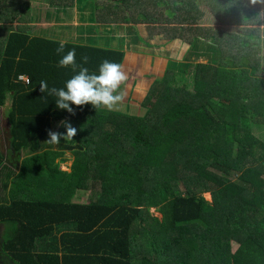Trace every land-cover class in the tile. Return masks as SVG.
I'll list each match as a JSON object with an SVG mask.
<instances>
[{
  "label": "trees",
  "instance_id": "obj_1",
  "mask_svg": "<svg viewBox=\"0 0 264 264\" xmlns=\"http://www.w3.org/2000/svg\"><path fill=\"white\" fill-rule=\"evenodd\" d=\"M98 1L106 14L97 21L149 23L151 35L190 48L203 39L213 56L167 65L143 118L91 104L71 105L73 115L40 92L41 80L60 88L76 74L58 65L60 43L97 75L104 59L122 64L124 50L39 36L31 19L52 12L0 0V107L9 102L10 146L24 155L15 169L0 150V264H264V144L250 131L264 125V0ZM173 21L184 26L169 34ZM65 119L77 128L73 140L45 142L49 129L66 132ZM65 153L69 174L59 168ZM84 192L88 202H75Z\"/></svg>",
  "mask_w": 264,
  "mask_h": 264
},
{
  "label": "rangeland",
  "instance_id": "obj_2",
  "mask_svg": "<svg viewBox=\"0 0 264 264\" xmlns=\"http://www.w3.org/2000/svg\"><path fill=\"white\" fill-rule=\"evenodd\" d=\"M72 1L71 6L63 8L50 3L49 0H31V3L34 4L33 6H39V12H42L44 9L55 12V7H57L58 11L56 12L60 17L59 20L56 19L57 23L54 25L50 22L52 15L49 21H41L43 22L42 24H35L31 19V26L37 29H39V25L49 29H55V31H57V36L52 34H47V36L59 40L64 38L76 42L85 41L95 45L103 44L105 47L112 46L124 50L125 54L121 65L128 75V80L120 86V91L124 93V99L117 103L111 110L104 106H101V109L122 113L127 116L143 118L148 109L147 106L143 105V102L152 84L163 78L167 65L173 66L175 64V68H183L191 62L206 63L213 56L211 50L210 52L208 51V41L203 39H198L192 48H190V46L180 38L167 40V37L162 38L159 34L156 35V33L151 35L154 31L149 30V23L122 22L116 24L97 21L95 19L96 15L99 16L101 13L106 14V11L102 9L105 4L101 1L95 2L96 5L94 0ZM82 1H86L87 3L84 4ZM163 1L164 0H160V3L162 4ZM147 4L150 5L149 2H147ZM161 4L159 5L161 6ZM119 5H122L123 9H117L118 12L129 13L127 2L119 1L118 7ZM167 11L168 10H164L163 12L166 14ZM141 13L142 12H140V14ZM48 17L47 15L46 18ZM205 19L208 22L213 20L208 13H206ZM213 22L217 21L213 20ZM166 24H169L167 30L169 34H171L172 31L170 29L171 26H176L181 28V30L184 26L183 23L174 21ZM36 25H38V27H36ZM61 26H63V28H61ZM184 29L186 31L185 27ZM65 31L69 33L66 34ZM192 31L193 30H191V32ZM259 43L261 45L260 47H262L260 66H263L264 33L261 35ZM155 95H158V92ZM8 106L9 102H6L4 107H0V150L3 155L6 153L10 154V160L12 161H6L5 163L11 166L17 163L20 158L22 159L24 155L22 151L15 154L10 146L9 126L5 115V109ZM57 126L58 124H56V127ZM52 130L54 131V129ZM250 131L252 135L264 144V125L251 124ZM72 159L69 153H65L64 161L59 163V168L62 172L67 174L71 172ZM13 167L15 169L18 168L15 165ZM242 169L243 167L241 166L235 168L238 173ZM203 196L205 199H210L208 193L203 194ZM76 197L78 198H75L74 201L83 204L88 202L89 195L84 192V194H78ZM163 206L162 204L158 208L162 210ZM158 208H149V213L154 217L160 218L162 212ZM236 247L237 243L231 242V248L235 249Z\"/></svg>",
  "mask_w": 264,
  "mask_h": 264
},
{
  "label": "clouds",
  "instance_id": "obj_3",
  "mask_svg": "<svg viewBox=\"0 0 264 264\" xmlns=\"http://www.w3.org/2000/svg\"><path fill=\"white\" fill-rule=\"evenodd\" d=\"M51 32L52 28L47 33L38 32V35L49 37L47 34H51ZM56 52L62 57L58 61V65L60 67L71 66L73 72L76 73L65 82L64 87L60 88L55 86L50 88L48 83L43 80L39 82L41 93H47L57 98L55 99V104L58 109L67 110L68 113L73 115L75 112L71 105L83 106L91 104L95 109L104 106L111 110L124 99V93L120 91V86L128 80V75L120 63L104 59L99 66V74L97 75L89 73L88 68L83 66L88 62L87 56H82V63L77 64L75 49H71L67 54H64V44L60 43ZM17 81L28 84L29 79L27 75L20 74L17 77ZM60 124L66 129V132L49 129L47 132L49 139L45 142L60 144L61 138L64 141L73 140L77 134V128L72 126L71 122L67 119L60 121Z\"/></svg>",
  "mask_w": 264,
  "mask_h": 264
},
{
  "label": "crops",
  "instance_id": "obj_4",
  "mask_svg": "<svg viewBox=\"0 0 264 264\" xmlns=\"http://www.w3.org/2000/svg\"><path fill=\"white\" fill-rule=\"evenodd\" d=\"M51 15H52V19H51ZM36 16V15H35ZM51 19V23L54 25L55 23H57L56 21V19H60V17L57 15V14H55V13H51L50 14V16L48 17V18H46V21H49ZM32 20H33V22L35 23V17H33L32 18ZM43 22H41V23H39V24H42ZM39 29H38V32L39 33H47V32H49V29L48 28H46L45 26H41V25H39V27H38ZM46 28V29H45ZM61 28H63V26H61ZM44 31V32H43ZM66 32V34H68L69 32L68 31H65ZM54 36H57V31H55V29H52V32H51ZM60 41L61 42H63V41H71V40H67V39H60ZM100 45H102V44H98V46H100Z\"/></svg>",
  "mask_w": 264,
  "mask_h": 264
}]
</instances>
